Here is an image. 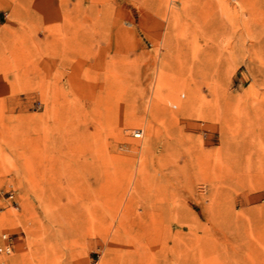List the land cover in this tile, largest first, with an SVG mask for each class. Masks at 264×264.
<instances>
[{
	"label": "rangeland",
	"instance_id": "obj_1",
	"mask_svg": "<svg viewBox=\"0 0 264 264\" xmlns=\"http://www.w3.org/2000/svg\"><path fill=\"white\" fill-rule=\"evenodd\" d=\"M3 236L0 264H264V0H0Z\"/></svg>",
	"mask_w": 264,
	"mask_h": 264
},
{
	"label": "built area",
	"instance_id": "obj_2",
	"mask_svg": "<svg viewBox=\"0 0 264 264\" xmlns=\"http://www.w3.org/2000/svg\"><path fill=\"white\" fill-rule=\"evenodd\" d=\"M141 136H142V131H140V130H136L133 134L134 139H140ZM14 198L15 197H14L13 193H8L7 200L9 202H13L14 204H16ZM2 239L6 240V244H4L2 247H0V253L8 255L11 252V244L9 243L8 238L6 236H3Z\"/></svg>",
	"mask_w": 264,
	"mask_h": 264
}]
</instances>
